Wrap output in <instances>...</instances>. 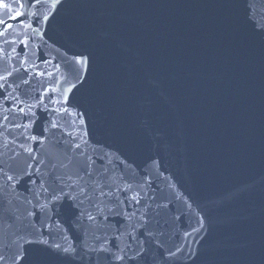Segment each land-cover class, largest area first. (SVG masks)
Instances as JSON below:
<instances>
[{
	"label": "water",
	"instance_id": "water-1",
	"mask_svg": "<svg viewBox=\"0 0 264 264\" xmlns=\"http://www.w3.org/2000/svg\"><path fill=\"white\" fill-rule=\"evenodd\" d=\"M28 51L89 58L75 101L87 152L117 181H147L155 264H264V0H62Z\"/></svg>",
	"mask_w": 264,
	"mask_h": 264
},
{
	"label": "snow or ice",
	"instance_id": "snow-or-ice-1",
	"mask_svg": "<svg viewBox=\"0 0 264 264\" xmlns=\"http://www.w3.org/2000/svg\"><path fill=\"white\" fill-rule=\"evenodd\" d=\"M61 4L0 0V64L20 58L18 67L0 72V264H35L36 251L66 264H155L150 247L156 234L149 226L154 197L143 191L147 181L123 175L117 181L87 152L86 112L75 101L89 58L78 54L53 64L28 51L42 21ZM44 7L49 14L41 16ZM8 20H19L22 28L15 39L8 38L14 28ZM69 232L78 235L79 246L70 243ZM166 251L167 258L175 255Z\"/></svg>",
	"mask_w": 264,
	"mask_h": 264
}]
</instances>
